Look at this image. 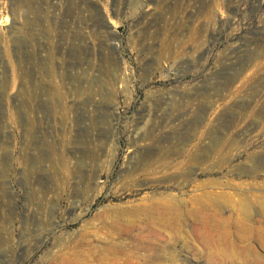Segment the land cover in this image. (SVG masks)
Segmentation results:
<instances>
[{"label": "rangeland", "instance_id": "obj_1", "mask_svg": "<svg viewBox=\"0 0 264 264\" xmlns=\"http://www.w3.org/2000/svg\"><path fill=\"white\" fill-rule=\"evenodd\" d=\"M0 264H264V0H0Z\"/></svg>", "mask_w": 264, "mask_h": 264}, {"label": "bare ground", "instance_id": "obj_2", "mask_svg": "<svg viewBox=\"0 0 264 264\" xmlns=\"http://www.w3.org/2000/svg\"><path fill=\"white\" fill-rule=\"evenodd\" d=\"M192 194V200L190 201L185 197L165 200L152 199L149 204L145 206L148 209L149 213L143 211L148 217L146 226H148V228H152L153 231L159 230L164 233L167 232V230L180 229L184 225L191 224L193 230L199 234L204 231L211 232L212 236L215 237L213 239L214 244H216L217 246H222L224 242H226H223L222 238L225 235H227L228 237L230 236V229L226 227L227 230L221 232V221L220 218H218L219 214H217L215 210H212V208L207 205L206 201L203 200L204 195L196 194L195 190L192 192ZM188 204L190 205L188 208H186L185 206H187ZM188 216H193V220H190ZM222 221L224 222L223 219ZM235 221H238V225L235 224L234 226L238 230L242 229V227L247 224V220H243L238 217H236ZM227 225L231 226L230 222H228Z\"/></svg>", "mask_w": 264, "mask_h": 264}]
</instances>
